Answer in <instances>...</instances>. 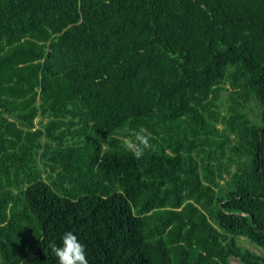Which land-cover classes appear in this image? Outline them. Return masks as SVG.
I'll return each instance as SVG.
<instances>
[{
	"label": "trees",
	"instance_id": "obj_1",
	"mask_svg": "<svg viewBox=\"0 0 264 264\" xmlns=\"http://www.w3.org/2000/svg\"><path fill=\"white\" fill-rule=\"evenodd\" d=\"M66 231L88 264H264V0H0V264Z\"/></svg>",
	"mask_w": 264,
	"mask_h": 264
},
{
	"label": "clouds",
	"instance_id": "obj_2",
	"mask_svg": "<svg viewBox=\"0 0 264 264\" xmlns=\"http://www.w3.org/2000/svg\"><path fill=\"white\" fill-rule=\"evenodd\" d=\"M122 131L124 136V147L132 153L134 158L140 159L145 152L151 150V133L146 128L134 129L127 124ZM48 248L56 257L57 264H88L85 254V246L77 239L71 231L64 232L60 237V244L49 242Z\"/></svg>",
	"mask_w": 264,
	"mask_h": 264
},
{
	"label": "rangeland",
	"instance_id": "obj_3",
	"mask_svg": "<svg viewBox=\"0 0 264 264\" xmlns=\"http://www.w3.org/2000/svg\"><path fill=\"white\" fill-rule=\"evenodd\" d=\"M251 116V118H255V115H250ZM36 120H37V118H36ZM240 243L241 244H244V245H246V246H250L247 242H245V241H243V240H240ZM231 264H238V262L236 261V260H232L231 261Z\"/></svg>",
	"mask_w": 264,
	"mask_h": 264
}]
</instances>
